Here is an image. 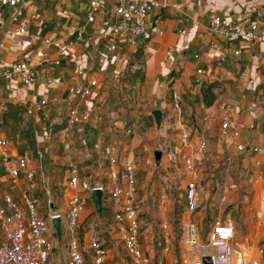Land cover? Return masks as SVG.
Instances as JSON below:
<instances>
[{
  "label": "built area",
  "instance_id": "obj_1",
  "mask_svg": "<svg viewBox=\"0 0 264 264\" xmlns=\"http://www.w3.org/2000/svg\"><path fill=\"white\" fill-rule=\"evenodd\" d=\"M32 0H0L1 10L8 11L9 21L2 18L0 11V82L10 86L19 82L16 93L21 94L23 88H31L42 77L41 67L50 63L56 67L62 66L65 58L75 47L73 40H60L56 37L43 34L41 44L33 51L24 53L16 63L7 64L3 50L7 44L22 46L27 35L29 20L27 12ZM162 6L159 0H85L83 11L89 24L96 22L97 14H111L112 23L105 36L104 52L107 57L104 63L111 65L115 55L123 50L134 48L138 39L148 35L150 30V17ZM4 14V13H3ZM209 33L213 40L209 48L220 53L219 61L228 57V46L235 43L256 44L264 43V17L256 18L248 14L237 15L231 19L214 15L209 24ZM186 53L183 50H170V54ZM235 51V56L240 55ZM197 61L195 73L192 77V97H202L201 90L207 85L208 71L201 64L202 56H194ZM74 74L83 76L80 66L74 68ZM172 75V77L170 76ZM169 78L161 82L171 96V106L163 112L162 126L167 132L176 131L179 136L177 147L167 150L169 162L181 164L186 175L192 181L186 186V212L187 220L182 226V238L187 247V257L175 256L173 237L169 226L164 224V236L151 251L143 248L141 237L140 209L138 206L137 184L139 173L143 170L145 159L142 152H128L122 154L114 145L108 142L104 134L101 144L94 148L95 165L100 169H109L108 182L92 184L88 169L76 160L78 156L75 139L77 133L88 134L93 120H102V110L108 106L110 95L102 82L93 79L85 83L76 94L79 103L94 100L95 92L99 101L95 103V111L81 109L73 106L69 109L67 119L59 132L63 146V160L68 168L69 197L68 211L66 212L67 232V262L66 264H107L109 249L103 241L94 222L88 220L84 223L81 218L86 207L92 199L93 190H102L108 193L111 203L115 226L119 232L127 256L131 264H205L204 259L210 258L212 264H263L261 259H253L242 249L235 246L236 230L231 220L217 218L208 234L203 235L200 224L193 219L192 214L199 208L200 194L198 192L197 178L201 173L212 166L219 164L226 170L231 165V158H222L210 150L209 139L204 133H197L186 121L184 115V98L175 88L173 72ZM48 84L50 80L46 81ZM95 102V101H94ZM48 106L47 100H34L26 106V116H33ZM140 107L148 115L145 102ZM6 106L3 108L5 111ZM236 108L225 101H218L212 110L201 115L204 126L215 125L221 128L226 138ZM161 128V127H160ZM255 128V126H251ZM124 131L132 140L138 138L135 128H115L112 133L118 138ZM141 131H145L142 127ZM254 153H260V148H253ZM163 154V152H162ZM163 157V156H162ZM213 167L217 168V167ZM0 169L5 177L18 190L11 188L0 192V264H54L53 254L56 251V235L52 226L54 217H63L61 213L54 212L48 218L39 212L41 201L32 194L34 186L22 187V180L32 181L36 169L31 166L30 159L25 154L14 153L8 138L0 137ZM108 186V187H107ZM227 194L221 196V203H228ZM84 223V225H83ZM64 229V227H63ZM54 237V239L52 238ZM156 249V250H155ZM264 251L260 250V255Z\"/></svg>",
  "mask_w": 264,
  "mask_h": 264
},
{
  "label": "crops",
  "instance_id": "obj_2",
  "mask_svg": "<svg viewBox=\"0 0 264 264\" xmlns=\"http://www.w3.org/2000/svg\"><path fill=\"white\" fill-rule=\"evenodd\" d=\"M48 1L54 0H32L27 12L29 20L27 35L22 46L7 44L3 50L6 63H16L24 53L33 52L36 48L32 45L39 46L45 33L60 40H73L75 47L65 58L62 66L44 64L41 67L40 80L34 87L23 88L21 94L16 93L19 82H14L10 86H5L0 82V137L10 135L1 124V116L6 103L27 106L34 100H47L48 106L41 112L33 116L25 115L23 130L29 142L33 141L34 144L42 139V147L47 152L49 150L55 154L60 151V155H63L59 132L66 122L69 109L77 106L81 109L95 111V103L99 101L97 92L94 94V100L86 103L77 102L76 94L88 81L100 80L102 86L111 94L109 104L102 110V120H93L88 134L77 133L74 144L78 149V156L84 157L79 159L77 156L76 160L87 159L84 162V167L90 170L87 176L90 174V179L99 180V182L105 179L108 181L109 169L100 170L95 165L94 148L101 144L102 135L105 134L108 142L122 154L142 152V147L137 143L138 138L132 140L124 131L118 138H115L112 131L115 128L123 129L126 126L135 129L142 128L141 125L146 126L151 119L155 121L153 116L141 109V101L151 103V107L155 105L152 112L157 109L162 112L169 111L166 109H170L171 96L167 88L161 86V82L169 78L173 72L176 76L175 88L185 101L182 119L197 133H204L208 137L211 151L221 158L223 156L231 158L228 170L219 167V164L215 166L212 163L203 176L219 184L226 173L227 186L225 188L230 193L227 195L228 203L233 209L239 206V203H234L232 200L235 199L236 194L238 196L240 189L249 187L251 192L253 190L258 192L255 198L260 196V193L264 191V43L231 44L228 46L227 59L221 62L219 61L220 53L209 48V43L213 38L208 29L214 15H220L225 19L241 14L263 18L264 0H159L162 6L150 17L148 35L138 39L130 51L123 50L115 55L111 65L104 63L103 60L107 57L104 52V42L109 31V24L113 20L112 13H101L97 16L95 23L89 24L83 11L85 0H65V3H69L70 16L67 18L65 15L66 19H64L62 11H59L58 27L50 22L45 28H40L36 38L31 39V15L44 7L43 2ZM172 49L183 50L186 53L171 55L170 50ZM235 51H240V55L235 56ZM196 54L202 56L200 65L208 71L207 86H214L216 101L211 107L203 103L202 97H192V77L198 64L194 58ZM130 59H132L131 62H129ZM129 64H132L130 71H134L133 75L137 71L140 72L135 86L132 85L130 88L138 97V106L136 101L130 99L129 88L126 91L125 87L119 86V80H117L120 75L118 73L123 68L126 70ZM76 66L83 69V76L74 74ZM126 72L125 79L130 73L129 70ZM130 77L133 78V76ZM47 79L51 81L50 84L46 82ZM218 101L228 102L237 110L225 139H221L223 132L220 127L204 126L201 120V115L212 110ZM253 125L254 129L251 128ZM253 148H260L261 152L254 153ZM12 149L16 153L13 146ZM214 166L217 168L212 169ZM12 189L15 193L18 190L15 187ZM216 191L213 188L211 195ZM238 199L242 201L241 196ZM248 200L246 199V205H241V210H238L241 215L244 213L242 211L251 213L255 209V203L248 202ZM91 205H94L92 199L86 209L91 210ZM263 208L258 210L257 214L264 215ZM232 211L227 212V217L224 219L231 220L235 227L230 214ZM255 215V212L251 215L252 222L254 221L252 217ZM217 218L222 219L221 216H217L215 220ZM258 226L262 227L257 223ZM253 229L254 227L247 228L245 232L238 233L235 227L237 235L234 244L237 248L245 250L251 258L261 259L263 262L264 253L260 255V250L264 251V249L260 248L259 243L257 247L253 245V236L258 231L256 229L253 231Z\"/></svg>",
  "mask_w": 264,
  "mask_h": 264
},
{
  "label": "rangeland",
  "instance_id": "obj_3",
  "mask_svg": "<svg viewBox=\"0 0 264 264\" xmlns=\"http://www.w3.org/2000/svg\"><path fill=\"white\" fill-rule=\"evenodd\" d=\"M64 1L65 0H54L52 2L48 1L47 3L43 2L45 3L44 7H42L40 10H36V12L31 15V39L36 38L40 32V28H45L50 22H53L55 27H58L57 23L61 11L64 17L65 15H67V18L70 16V8H68L69 3H65ZM0 11L3 10L0 8ZM3 13L1 14L2 18L5 21H9V12L4 10ZM100 14L101 13L97 14V16ZM66 17L64 19H66ZM32 47L37 48L38 45H32ZM131 61L132 59L129 60V62ZM131 68L132 64H129L127 69L125 68L130 72L128 78L126 79V70H123L124 68H120L121 72L118 73L120 75H118L119 79L117 80L120 81V83L118 81L119 86L125 87L126 91L129 88V94L131 93L130 99L136 101V105L138 106V97L134 93V90H130L132 85L135 86L130 77L133 76L134 72L130 71ZM122 70L124 72H122ZM114 80H116V78ZM109 95L111 97L110 93ZM115 95H117V93ZM147 105L149 111H152L155 106L152 105L153 107H151V103ZM141 126L145 128V131H141V128L136 129L138 131L139 141L137 143L142 147V154L146 160V165L139 173L137 184L138 206L140 209L139 219L141 221L143 230L141 242L143 248L146 251H151L152 247L156 248L157 244L164 236L163 226L164 224H167L169 226V232L173 237L176 254L175 256L185 258L187 257L188 250L182 238V226L187 220V217L185 216L186 186L187 183L190 182L191 178H188L181 164L169 162L166 155L169 148L178 146L179 136L176 131L171 130L170 132H167L163 126L158 128L153 119H151L150 122L148 121L146 126ZM4 130L10 133L8 140L14 147L16 153L28 155L31 161V166L36 169V175L34 179L30 182L23 179L24 181H22V187H29L30 185L34 186L32 189V194L41 201L39 212H41V214L46 218H48L54 212L62 214L64 227L63 240L60 246H58L56 240L55 246L57 249L53 254V263L66 264L68 257L66 246L67 232L65 215L68 211L69 172L65 161L63 160V155H60V151L56 152L55 148L53 149L56 152L55 154H52L49 150L47 152L46 149L42 147V139H39L38 143L36 141L34 144L33 141L29 142L28 137L26 140H21L19 137L14 140L11 136L10 129L4 126ZM22 149L25 151L24 153L21 152ZM157 151L163 152V157L160 164L156 163L155 152ZM80 157H82V155ZM80 157L78 156L79 159ZM83 158L84 157L81 159ZM86 160L87 159H84L83 161L79 160L80 165L84 167V162ZM87 171L89 172L90 170L88 169ZM226 178L227 175L225 173L222 181L220 180L219 184H217L215 181L211 182V180L206 179V176H203V173H201L199 177L194 178L197 181L200 201L199 208L196 210V212H194V214H192V216L193 219L200 224L203 235L208 234L217 216H221L222 219H224V217H227V212L232 211L233 209L230 203H221V196L224 194H230L225 188L227 186ZM91 182L92 184L101 183L105 185L108 181L105 179L104 181L99 182V180L95 181L92 179ZM13 187L14 185L5 177L3 171L0 170V192L9 190ZM213 188L217 191L211 195ZM257 194L258 192H255V190L251 192L249 187L240 189L238 196L236 194L235 199L232 200L234 203H239V206L236 209L234 208L230 214L238 233H243L247 228L250 229L253 227L254 229L258 230L254 234L252 242L256 247L259 245L260 248L264 249V215L257 214V211L262 210L264 206V191L260 193L258 198H255ZM239 196H241L242 201L238 199ZM246 199H249L248 202L255 203V209L251 213L242 211L244 213L241 215L238 210L241 208V205H246ZM111 210V203L107 193L103 199V216L100 217L96 212L95 206L91 205V210L86 209V212L82 216L81 220L84 223L88 222V220L94 221L95 225L97 226L103 241L109 249V258L107 264H131L121 236L116 229ZM253 212H255L256 215L252 217L254 220L252 222L251 215ZM257 223L262 225V227H257ZM52 238L54 239L53 236Z\"/></svg>",
  "mask_w": 264,
  "mask_h": 264
},
{
  "label": "trees",
  "instance_id": "obj_4",
  "mask_svg": "<svg viewBox=\"0 0 264 264\" xmlns=\"http://www.w3.org/2000/svg\"><path fill=\"white\" fill-rule=\"evenodd\" d=\"M140 76V72L137 71L133 75L132 81L135 84L136 79ZM202 101L207 107L213 106L216 101V95L214 93V86H204L201 90ZM6 109L1 116V124L10 129L11 136L14 140L19 137L21 140H26V132L22 130V125L25 121L26 115V106L24 105H16L11 102L6 103ZM10 134V133H9ZM8 138V137H7ZM24 153L25 151L22 149L21 151Z\"/></svg>",
  "mask_w": 264,
  "mask_h": 264
},
{
  "label": "water",
  "instance_id": "obj_5",
  "mask_svg": "<svg viewBox=\"0 0 264 264\" xmlns=\"http://www.w3.org/2000/svg\"><path fill=\"white\" fill-rule=\"evenodd\" d=\"M2 29V24L0 23V31ZM155 123L158 128L162 126V121H163V112L159 109L153 111L152 113ZM162 152L157 151L155 152V158H156V163L160 164L162 160ZM92 200L94 202L96 212L97 214L102 217L103 216V199H104V193L102 190H93L91 193ZM52 226L55 231L56 239H57V244L60 246L63 240V225H62V219L60 217H54L52 219ZM205 264H212V261L210 258H205L204 259Z\"/></svg>",
  "mask_w": 264,
  "mask_h": 264
}]
</instances>
